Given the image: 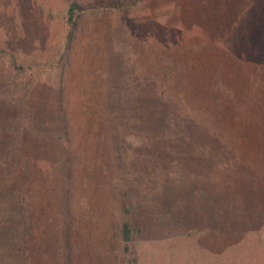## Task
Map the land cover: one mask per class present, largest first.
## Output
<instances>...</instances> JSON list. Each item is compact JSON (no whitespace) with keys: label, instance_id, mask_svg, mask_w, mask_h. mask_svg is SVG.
Returning a JSON list of instances; mask_svg holds the SVG:
<instances>
[{"label":"rangeland","instance_id":"374dc122","mask_svg":"<svg viewBox=\"0 0 264 264\" xmlns=\"http://www.w3.org/2000/svg\"><path fill=\"white\" fill-rule=\"evenodd\" d=\"M0 264H264V0H0Z\"/></svg>","mask_w":264,"mask_h":264},{"label":"trees","instance_id":"16d2710c","mask_svg":"<svg viewBox=\"0 0 264 264\" xmlns=\"http://www.w3.org/2000/svg\"><path fill=\"white\" fill-rule=\"evenodd\" d=\"M126 1H130V0H126ZM81 13H82V8L76 2H71L66 9V20H65L66 22L65 23L67 25V29H66L67 31H66V35L63 41L61 53L56 60L58 65L63 66V64L66 63L69 49L73 41V35L77 27V19H78L77 15ZM11 63H12V60L9 59V64ZM17 67L18 69H22L23 67L22 63H19ZM127 206L128 207L125 208L124 210L125 212L124 214L130 213V205H127ZM109 229L111 232L112 243L116 245L117 248L118 246H120L122 248L121 252L128 251L127 244L132 240V234H133L132 228L130 227L129 222L125 221V222L116 224L114 222V219L111 218L109 222ZM228 239H229V236L225 237V240H228ZM114 245L111 244V247H112L111 249L113 250H114Z\"/></svg>","mask_w":264,"mask_h":264}]
</instances>
